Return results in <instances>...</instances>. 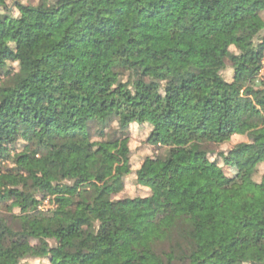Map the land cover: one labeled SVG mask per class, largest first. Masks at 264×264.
I'll use <instances>...</instances> for the list:
<instances>
[{
  "label": "trees",
  "instance_id": "16d2710c",
  "mask_svg": "<svg viewBox=\"0 0 264 264\" xmlns=\"http://www.w3.org/2000/svg\"><path fill=\"white\" fill-rule=\"evenodd\" d=\"M44 1L0 0V264H264V0Z\"/></svg>",
  "mask_w": 264,
  "mask_h": 264
},
{
  "label": "rangeland",
  "instance_id": "374dc122",
  "mask_svg": "<svg viewBox=\"0 0 264 264\" xmlns=\"http://www.w3.org/2000/svg\"><path fill=\"white\" fill-rule=\"evenodd\" d=\"M29 1L33 2L36 0H29ZM39 3L42 7H46L48 5L44 0H39ZM231 49H234L233 45H231ZM262 63H263V67L260 70V74H259L260 77H264V59ZM224 76L227 79H231L232 71L230 69H226L224 72ZM147 134H148L147 127L143 128L135 124L130 126L128 135L130 137L129 147L131 149L130 165H131L132 173H130L125 178V185L123 191L117 195H113L112 196L113 198H121V197L134 198V197H142L148 194V190L145 187L134 184V180H135L134 171L142 164V162L146 158L153 157L156 153V148L146 142ZM241 141H245V137L239 136L238 134H234L230 142L226 145H223L222 148L226 149ZM109 148L113 149L112 146H109ZM61 155L70 161L72 167H75L83 162H89L92 160V157L86 156L82 152V149L78 146H73L69 150L63 151ZM111 161L113 165H116L123 170L128 168L126 165V160L122 154H116ZM226 172L230 174L233 173L234 172L233 167L229 166ZM263 172H264V163L259 165L256 179H260V176ZM41 197L42 200L39 204L38 209L45 213H51V211L54 209L56 205L54 196L48 193V194H40V198ZM21 264H49V261L47 258H29L27 260L22 261Z\"/></svg>",
  "mask_w": 264,
  "mask_h": 264
}]
</instances>
